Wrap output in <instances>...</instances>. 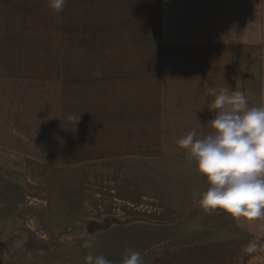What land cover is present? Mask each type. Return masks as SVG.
<instances>
[{
  "label": "crops",
  "instance_id": "crops-1",
  "mask_svg": "<svg viewBox=\"0 0 264 264\" xmlns=\"http://www.w3.org/2000/svg\"><path fill=\"white\" fill-rule=\"evenodd\" d=\"M209 88L264 107V0H0V189L26 264H264V217L203 209L177 143L213 131Z\"/></svg>",
  "mask_w": 264,
  "mask_h": 264
},
{
  "label": "clouds",
  "instance_id": "clouds-1",
  "mask_svg": "<svg viewBox=\"0 0 264 264\" xmlns=\"http://www.w3.org/2000/svg\"><path fill=\"white\" fill-rule=\"evenodd\" d=\"M67 0H49V7L61 13ZM214 97L207 105L214 117L212 132L196 129L177 143L194 157L209 187L199 195L206 211L221 209L234 218L253 220L264 217V107L249 106L244 92L229 88H209ZM195 198V197H194ZM94 248L89 240L83 245ZM85 264H112L102 254L89 251ZM122 264H143L139 251L124 250Z\"/></svg>",
  "mask_w": 264,
  "mask_h": 264
},
{
  "label": "rangeland",
  "instance_id": "rangeland-1",
  "mask_svg": "<svg viewBox=\"0 0 264 264\" xmlns=\"http://www.w3.org/2000/svg\"><path fill=\"white\" fill-rule=\"evenodd\" d=\"M7 200L4 190L0 189V264H26L25 227L22 217L15 216V209H11ZM119 260L122 264L121 257ZM146 264H150L149 260Z\"/></svg>",
  "mask_w": 264,
  "mask_h": 264
}]
</instances>
